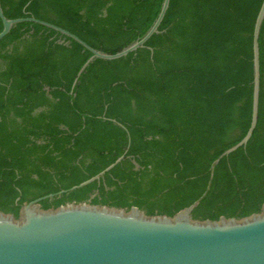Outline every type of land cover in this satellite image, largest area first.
<instances>
[{
    "label": "trees",
    "instance_id": "trees-1",
    "mask_svg": "<svg viewBox=\"0 0 264 264\" xmlns=\"http://www.w3.org/2000/svg\"><path fill=\"white\" fill-rule=\"evenodd\" d=\"M164 0H0L7 19L36 18L107 54L140 40ZM263 0H171L145 48L96 59L36 23L0 41V207L27 198L102 201L171 212L244 214L264 200V21L258 120L253 33ZM0 19V33L3 31ZM152 49V51L150 50ZM112 120L125 126L126 130ZM124 160L99 181L71 191ZM138 166V167H137ZM64 194L59 195L60 192Z\"/></svg>",
    "mask_w": 264,
    "mask_h": 264
},
{
    "label": "water",
    "instance_id": "water-1",
    "mask_svg": "<svg viewBox=\"0 0 264 264\" xmlns=\"http://www.w3.org/2000/svg\"><path fill=\"white\" fill-rule=\"evenodd\" d=\"M170 1H163L157 19L143 38L114 55L95 50L74 34L36 18L7 19L1 3L0 19L4 28L0 41L23 22L54 30L92 54L79 77L96 59L115 61L145 48L150 38L160 33ZM263 21L264 0L253 33L250 129L239 144L215 161L212 171L223 157L246 146L256 127L260 93L259 36ZM112 122L126 130L117 121ZM124 158L120 157L70 192L99 181ZM52 198L53 195L39 199L27 197L20 203L18 200L12 209L0 207V264H264V200L258 209L241 215L210 206H204L197 213L201 200L168 212L132 201L128 204L96 201L93 196L48 207L43 204Z\"/></svg>",
    "mask_w": 264,
    "mask_h": 264
},
{
    "label": "rangeland",
    "instance_id": "rangeland-1",
    "mask_svg": "<svg viewBox=\"0 0 264 264\" xmlns=\"http://www.w3.org/2000/svg\"><path fill=\"white\" fill-rule=\"evenodd\" d=\"M89 196H93L96 201H99V198L97 196V192H94V193L90 194Z\"/></svg>",
    "mask_w": 264,
    "mask_h": 264
}]
</instances>
